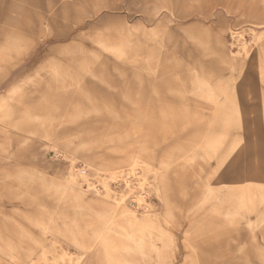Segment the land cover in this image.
I'll list each match as a JSON object with an SVG mask.
<instances>
[{
	"label": "rangeland",
	"instance_id": "1",
	"mask_svg": "<svg viewBox=\"0 0 264 264\" xmlns=\"http://www.w3.org/2000/svg\"><path fill=\"white\" fill-rule=\"evenodd\" d=\"M0 264H264V0H0Z\"/></svg>",
	"mask_w": 264,
	"mask_h": 264
},
{
	"label": "built area",
	"instance_id": "2",
	"mask_svg": "<svg viewBox=\"0 0 264 264\" xmlns=\"http://www.w3.org/2000/svg\"><path fill=\"white\" fill-rule=\"evenodd\" d=\"M77 171L79 174L82 176H85L87 180L84 182V186L92 191H97V190H102V186L99 184V181L95 174H93L90 169L84 165H79L77 167ZM112 185L117 187L116 185H120L119 182H112ZM121 196L119 197L120 199H123L124 202H128L129 205L132 208H142L144 207V204L136 197L132 196L131 194H120Z\"/></svg>",
	"mask_w": 264,
	"mask_h": 264
},
{
	"label": "bare ground",
	"instance_id": "3",
	"mask_svg": "<svg viewBox=\"0 0 264 264\" xmlns=\"http://www.w3.org/2000/svg\"><path fill=\"white\" fill-rule=\"evenodd\" d=\"M111 221H112V218L107 219L106 224H105L106 227L110 225ZM105 229H106V228H105ZM102 232H104V230H102ZM102 232H100V233H102ZM103 234H104V233H103Z\"/></svg>",
	"mask_w": 264,
	"mask_h": 264
}]
</instances>
